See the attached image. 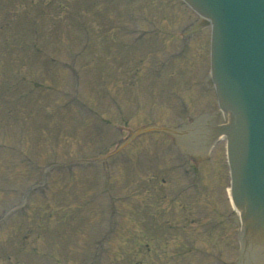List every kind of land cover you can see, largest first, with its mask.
<instances>
[{"label": "rangeland", "instance_id": "obj_1", "mask_svg": "<svg viewBox=\"0 0 264 264\" xmlns=\"http://www.w3.org/2000/svg\"><path fill=\"white\" fill-rule=\"evenodd\" d=\"M189 19L178 0H0V207L31 186L0 223V264H86L108 217L97 264H233L223 140L188 173L162 133L114 150L174 125L181 99L189 117L214 107Z\"/></svg>", "mask_w": 264, "mask_h": 264}, {"label": "water", "instance_id": "obj_2", "mask_svg": "<svg viewBox=\"0 0 264 264\" xmlns=\"http://www.w3.org/2000/svg\"><path fill=\"white\" fill-rule=\"evenodd\" d=\"M184 1L211 26L210 78L224 112L200 119L199 146L224 134L242 220L238 264H264V0Z\"/></svg>", "mask_w": 264, "mask_h": 264}]
</instances>
